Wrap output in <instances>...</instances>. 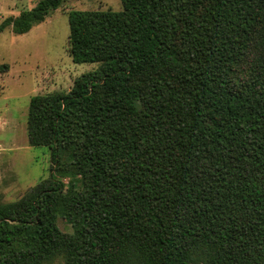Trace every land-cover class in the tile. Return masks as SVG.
Listing matches in <instances>:
<instances>
[{"label": "trees", "instance_id": "1", "mask_svg": "<svg viewBox=\"0 0 264 264\" xmlns=\"http://www.w3.org/2000/svg\"><path fill=\"white\" fill-rule=\"evenodd\" d=\"M121 2L68 14L73 63L100 67L31 99L51 175L0 201V264H264V0Z\"/></svg>", "mask_w": 264, "mask_h": 264}, {"label": "rangeland", "instance_id": "2", "mask_svg": "<svg viewBox=\"0 0 264 264\" xmlns=\"http://www.w3.org/2000/svg\"><path fill=\"white\" fill-rule=\"evenodd\" d=\"M39 0H0V23L36 6ZM66 8L54 11L25 35L11 29L0 37V201L19 200L51 175L49 149L31 147L28 141L30 101L39 95L69 93L79 77L97 70L99 63L75 64L69 50L70 11L123 10L121 0H65ZM65 179L64 182L68 183ZM57 226L72 227L57 212ZM55 264H61L57 262Z\"/></svg>", "mask_w": 264, "mask_h": 264}]
</instances>
